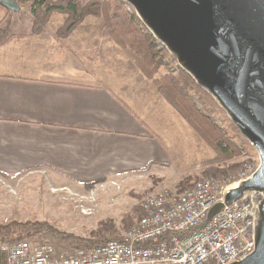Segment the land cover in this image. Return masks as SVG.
Listing matches in <instances>:
<instances>
[{
  "label": "crops",
  "instance_id": "crops-1",
  "mask_svg": "<svg viewBox=\"0 0 264 264\" xmlns=\"http://www.w3.org/2000/svg\"><path fill=\"white\" fill-rule=\"evenodd\" d=\"M97 26L0 33V171L73 183L137 172L173 189L184 176L167 174L200 172L207 145Z\"/></svg>",
  "mask_w": 264,
  "mask_h": 264
},
{
  "label": "water",
  "instance_id": "water-1",
  "mask_svg": "<svg viewBox=\"0 0 264 264\" xmlns=\"http://www.w3.org/2000/svg\"><path fill=\"white\" fill-rule=\"evenodd\" d=\"M205 90L259 156L245 180L228 189L197 228L224 204L249 193L254 248L227 264H264V0H120ZM17 11L16 0H0Z\"/></svg>",
  "mask_w": 264,
  "mask_h": 264
},
{
  "label": "built area",
  "instance_id": "built-area-1",
  "mask_svg": "<svg viewBox=\"0 0 264 264\" xmlns=\"http://www.w3.org/2000/svg\"><path fill=\"white\" fill-rule=\"evenodd\" d=\"M155 42L157 49L167 52L163 61L175 73L180 68L176 59L159 40ZM255 168L251 159L225 175L195 179L181 191L147 192L138 202L139 217L115 238L57 248L46 239L31 242L19 235L0 236V253L5 254V264H227L241 260L254 248L251 194L224 204L204 226H197L225 192Z\"/></svg>",
  "mask_w": 264,
  "mask_h": 264
},
{
  "label": "rangeland",
  "instance_id": "rangeland-1",
  "mask_svg": "<svg viewBox=\"0 0 264 264\" xmlns=\"http://www.w3.org/2000/svg\"><path fill=\"white\" fill-rule=\"evenodd\" d=\"M16 2H19L17 11H11L0 5V33L11 31L25 33L30 31L33 33L42 31L46 27L47 31L55 29L54 33L56 35L63 21L64 15L62 13L51 15L41 27L37 28L35 27L34 17L29 10V4L23 3L21 0H16ZM122 3L124 4V2ZM81 23L83 25H80ZM81 23L73 29L79 35L84 34L92 27H94L92 29H96L98 24L104 26L101 18L92 14L86 15ZM103 28L107 31L105 26ZM127 50L126 53L131 52L128 48ZM131 53L134 62V53ZM163 72L171 73L168 64L162 58L158 75ZM211 116L214 117L213 114ZM213 120L221 128H229L230 130L229 119L225 114H218ZM206 148L205 160L212 158L214 155L208 146ZM251 159L257 167L259 156L253 147L231 159L229 163H235L236 166L228 172L235 170L245 161H251ZM205 168L206 166L199 169L196 167L200 172L190 175H167H183V179L179 182L186 178L187 181L185 182L189 183L191 180L193 182L202 176H208L203 174ZM226 173L209 175H225ZM155 177V175L149 176L146 173L130 172L122 174L116 180L73 183L40 168L20 174L0 175V224L12 220L20 225L25 222H45L58 231L71 233L86 238V240L116 237L119 230H126L122 227V217L124 215L131 213L135 215L132 219L133 223L139 217L140 209L136 207H138L139 199L143 194L160 188H168L164 186L167 185L164 182L160 187H156L157 182L155 181L157 179ZM178 183L173 189H180ZM112 227H114V230ZM23 228H27V226ZM13 235L17 234H0V236L5 237Z\"/></svg>",
  "mask_w": 264,
  "mask_h": 264
},
{
  "label": "trees",
  "instance_id": "trees-1",
  "mask_svg": "<svg viewBox=\"0 0 264 264\" xmlns=\"http://www.w3.org/2000/svg\"><path fill=\"white\" fill-rule=\"evenodd\" d=\"M21 2L29 4V10L37 28L41 27L51 15L62 13L63 21L56 32L59 39L66 37L86 15L92 14L101 18L115 44L128 48L134 53V63L141 74L152 82L167 103L181 115L212 150L213 157L204 162L206 166L204 175L228 172L236 166L235 163H229L231 159L241 155L243 151L252 149V146L240 135L230 120H228L230 130L221 128L215 123L213 118L218 114H225L224 111L184 70L179 68L173 74L163 72L158 75L162 58L167 52L157 49L154 37L146 30L134 11H128L120 0H21ZM212 114L214 117L211 116ZM34 169L38 168H28L16 174ZM0 175L8 176L1 171ZM185 181H187L186 178L178 183L180 187L178 191L187 187L188 182ZM134 216L131 213L122 217L124 229H128L133 224ZM23 225L27 228H23L25 227ZM112 228L114 230V227ZM12 233L31 242H42L46 239L57 248L70 247L75 244L82 245L85 242L94 244L105 240L102 237L86 240V238L71 233L58 231L45 222H25L20 225L12 220L0 224V234ZM0 264H5L4 253H0Z\"/></svg>",
  "mask_w": 264,
  "mask_h": 264
}]
</instances>
